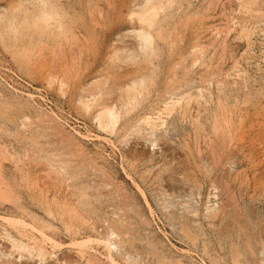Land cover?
Masks as SVG:
<instances>
[{"label": "rangeland", "instance_id": "rangeland-1", "mask_svg": "<svg viewBox=\"0 0 264 264\" xmlns=\"http://www.w3.org/2000/svg\"><path fill=\"white\" fill-rule=\"evenodd\" d=\"M22 1L0 0V19ZM57 1L63 32L0 38V264H264V0H172L148 59L131 32L143 0ZM129 69L146 88L100 129L95 111L122 100ZM201 88L207 103L151 134L138 124ZM89 89L101 93L85 111Z\"/></svg>", "mask_w": 264, "mask_h": 264}, {"label": "bare ground", "instance_id": "bare-ground-1", "mask_svg": "<svg viewBox=\"0 0 264 264\" xmlns=\"http://www.w3.org/2000/svg\"><path fill=\"white\" fill-rule=\"evenodd\" d=\"M22 1V0H21ZM140 1V0H139ZM242 1V0H241ZM58 3V1L56 0ZM172 0H143V3L141 6L137 5L138 9L131 11L130 15L131 17H134L136 22L139 24V26L135 29H132V34H135L137 39V43L139 48L144 53L143 58L148 59L152 55H154L155 47V36L157 33H159L158 27L156 26L158 23V16L162 14V12L165 13V9L172 4ZM55 0H23L22 2H18L16 6L12 8V10L7 13V16H1V22H0V38L2 40H7V43L9 45H13L15 41L20 36L23 35H33L39 37L37 41L40 40V37L46 36L44 34L53 33L55 29H62V32L64 31V28L62 27V20L61 8H58L59 4L56 5ZM136 5V4H135ZM171 7V6H170ZM240 9H248L250 8L248 1H242L240 5ZM136 8V7H135ZM182 9V8H181ZM61 11V12H60ZM186 11V10H185ZM7 12V11H6ZM161 13V14H160ZM3 15V14H2ZM3 17V19H2ZM160 19V18H159ZM162 20V18H161ZM160 23V22H159ZM162 23V22H161ZM160 28V27H159ZM126 29V28H125ZM233 30V29H232ZM61 31V30H60ZM55 32H57L55 30ZM253 33V28L245 25V24H238V38H244L247 42H249V37ZM31 35V36H32ZM159 35V34H158ZM27 38H30L28 37ZM32 38V37H31ZM30 38V39H31ZM46 38V37H45ZM115 39V38H114ZM161 39V38H160ZM35 40V39H34ZM33 41V40H32ZM133 41V40H132ZM2 42V41H1ZM30 42V41H28ZM6 43V42H5ZM6 43V44H7ZM23 44V43H22ZM29 44V43H28ZM31 44V42H30ZM134 44V43H133ZM249 44V43H248ZM8 45V44H7ZM119 45V44H118ZM137 45V44H136ZM134 46V45H133ZM137 46V48H138ZM156 46V45H155ZM132 47V46H131ZM248 47V45H247ZM5 48V47H4ZM9 48V47H8ZM20 48V46H19ZM136 48V47H135ZM131 49V48H130ZM5 50V49H4ZM8 50V49H7ZM129 50V49H128ZM133 50V49H132ZM135 50V49H134ZM126 51V49L124 50ZM136 51V50H135ZM117 52V51H115ZM122 52V51H119ZM128 52V51H126ZM130 52V51H129ZM137 52V51H136ZM134 53V52H132ZM131 53V54H132ZM140 53V52H139ZM130 54V53H129ZM135 54V53H134ZM15 55V54H14ZM117 58L121 61H124L125 59H133V56L130 55H124L116 53ZM119 55H122L119 57ZM136 56V54H135ZM142 56V54H141ZM125 58L124 60H122ZM137 58V57H136ZM153 58V57H151ZM129 59V60H130ZM128 60V61H129ZM138 60V59H137ZM140 60V59H139ZM118 61V60H117ZM133 61V60H131ZM194 62V61H193ZM137 63V62H136ZM195 63V62H194ZM140 64V63H139ZM144 61H142V67H143ZM145 64H147L145 62ZM193 64V63H192ZM141 65V64H140ZM193 66V65H192ZM240 66V65H239ZM238 66V67H239ZM139 67V66H137ZM146 67V65H144ZM234 68V67H233ZM148 70L149 68H145ZM131 71V69H129ZM137 70V68H136ZM139 70V69H138ZM145 70V71H146ZM126 72V71H125ZM127 72H129L127 70ZM126 72V73H127ZM137 72V71H136ZM123 72H120V77ZM132 73V71H131ZM148 73V72H147ZM125 74V73H124ZM133 75L126 80L125 82H122L120 86V92L119 98L121 96L122 100L115 101L108 104H104L101 107H98V109L95 111L94 120L97 124V126L100 129H108L110 131H114L116 124L119 122V120L126 115L130 110L135 108L139 101V97L142 95L143 91L146 88L147 82H148V75H146L144 72H138V73H132ZM115 75V74H114ZM118 75V73H116ZM123 75V74H122ZM129 75V74H128ZM125 76V75H124ZM115 77V76H114ZM119 77V76H118ZM118 77H115L117 79ZM50 78V77H49ZM113 78V77H112ZM122 78V77H121ZM120 78V80H121ZM127 78V75H126ZM51 80V79H50ZM118 80V81H120ZM247 80V79H246ZM49 81V80H48ZM53 81V80H52ZM92 81V80H91ZM248 81V80H247ZM54 83V82H53ZM82 83V82H81ZM119 83V82H117ZM192 83V82H191ZM199 83V82H198ZM58 89L62 90L65 86V82L62 80H57ZM97 85L98 82H95ZM67 85V84H66ZM207 86V85H206ZM95 87V86H94ZM192 88V87H191ZM196 88V87H194ZM203 88L198 89L194 93V97L192 98V95L189 93H185L183 95H179L178 97L172 98L171 94L168 101L163 102L161 106L156 110V112L152 114H145L142 116L138 124L146 126L151 131H156V129H159L164 125V118L166 116L171 115L173 112H175L177 109H180L182 111V114L186 112V109L188 107V104L190 101L195 100L197 103H199L198 99H202L203 96ZM79 90V89H78ZM194 90V89H193ZM60 92V91H59ZM189 92V91H188ZM101 92H95L94 90H88L85 97L81 100L82 107L85 111H88L91 107H93L97 100V94ZM29 94V93H28ZM32 95V94H31ZM178 95V94H177ZM224 96V95H223ZM227 96V95H226ZM30 97V95H29ZM153 97V96H152ZM169 97V94H168ZM192 99V100H191ZM200 99V100H201ZM112 100V99H110ZM230 100V99H229ZM206 102L205 98L201 100V102ZM194 102V101H193ZM196 103V104H197ZM183 104V105H182ZM200 104V103H199ZM211 106V105H210ZM200 107H203L202 104ZM202 109V108H199ZM179 110V111H180ZM211 110V109H210ZM180 111V112H181ZM197 111V110H196ZM205 112V111H204ZM179 113V112H178ZM172 117V116H171ZM168 118V117H167ZM199 118V117H198ZM197 118V119H198ZM199 120V119H198ZM226 121V120H225ZM197 123V120L195 121ZM197 125V124H195ZM173 126V125H172ZM201 126V125H200ZM125 127V126H124ZM175 129V128H174ZM196 132V131H195ZM113 133V132H112ZM197 133V132H196ZM141 135V134H140ZM105 136V135H104ZM97 137V136H96ZM148 137V136H147ZM123 139V138H122ZM194 139V138H193ZM109 140V139H108ZM124 140V139H123ZM35 145V144H34ZM155 147V146H154ZM34 151V150H33ZM126 152V151H125ZM36 154V153H35ZM11 155V154H10ZM36 157V156H35ZM11 158V157H10ZM65 161V160H64ZM48 163V162H47ZM62 165V164H61ZM165 165V164H164ZM145 166V165H144ZM57 167V166H56ZM17 168V167H16ZM60 168V167H59ZM135 170V169H134ZM69 171V170H68ZM72 172V171H71ZM82 179V178H81ZM77 180V179H76ZM211 186V185H210ZM73 187V186H72ZM193 187V186H192ZM212 187V186H211ZM157 191V190H156ZM159 191V190H158ZM94 192V191H93ZM91 193V192H90ZM89 194V193H88ZM174 194V193H173ZM160 195V194H159ZM92 202V201H91ZM51 210V209H50ZM195 210V209H194ZM63 211V210H62ZM207 211V210H206ZM215 212V211H214ZM72 213V212H71ZM74 214V213H73ZM72 214V216H73ZM55 215V214H54ZM69 215V214H68ZM71 215V214H70ZM76 216V215H75ZM162 216V215H161ZM71 217V216H70ZM215 217V216H213ZM85 220V219H84ZM12 222V221H11ZM86 222V221H84ZM66 223V222H65ZM9 224V223H8ZM31 224V223H30ZM7 225V223H6ZM14 229V227H13ZM17 229V228H16ZM15 229V230H16ZM32 229V227H31ZM111 229V228H110ZM113 230V229H112ZM54 231V230H53ZM98 231V230H97ZM114 231V230H113ZM39 232V231H38ZM112 232V231H111ZM110 232V233H111ZM18 233V232H17ZM107 233V232H106ZM115 233V232H114ZM42 234V233H41ZM103 235V234H102ZM107 235V234H106ZM110 235V234H109ZM118 235V234H117ZM43 236V235H42ZM46 237V236H45ZM109 237V236H108ZM119 238V237H118ZM43 239V238H42ZM45 240V239H44ZM48 241V240H47ZM50 241V240H49ZM52 241V240H51ZM82 241V239H81ZM95 241V240H94ZM100 240H98L99 242ZM92 242V240L89 238L83 240L81 244L79 245V248H89V244ZM103 242V240L101 241ZM105 242V241H104ZM103 242V243H104ZM239 242V241H238ZM55 243V242H54ZM96 243V242H95ZM100 243V242H99ZM107 243V242H105ZM110 242L109 244H111ZM12 247L18 252H25L27 256L30 258H36V261L44 262L47 258L45 253L41 250L28 246L27 244H24L17 240L11 241ZM77 244V243H76ZM109 244H107L109 246ZM114 244V243H113ZM112 244V245H113ZM121 245V244H120ZM240 245V244H239ZM53 246V245H52ZM107 246V248H108ZM111 246V245H110ZM78 247V245H77ZM91 247V246H90ZM106 248V247H105ZM94 249V248H93ZM199 249V248H198ZM107 250V249H106ZM208 251V250H207ZM18 252V254H19ZM20 256H23V254ZM7 254V253H5ZM51 254V253H49ZM108 254V253H107ZM217 254V253H216ZM25 255V254H24ZM28 257V258H29ZM18 259V258H17ZM113 260V259H112ZM21 261V260H20ZM114 261V260H113ZM238 261V260H237ZM203 262V261H202ZM220 263V262H219ZM119 264V263H118Z\"/></svg>", "mask_w": 264, "mask_h": 264}]
</instances>
